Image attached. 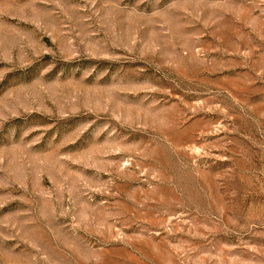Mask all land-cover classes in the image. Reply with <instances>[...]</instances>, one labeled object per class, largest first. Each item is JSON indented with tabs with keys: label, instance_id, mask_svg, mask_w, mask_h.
I'll use <instances>...</instances> for the list:
<instances>
[{
	"label": "rangeland",
	"instance_id": "rangeland-1",
	"mask_svg": "<svg viewBox=\"0 0 264 264\" xmlns=\"http://www.w3.org/2000/svg\"><path fill=\"white\" fill-rule=\"evenodd\" d=\"M0 264H264V0H0Z\"/></svg>",
	"mask_w": 264,
	"mask_h": 264
}]
</instances>
